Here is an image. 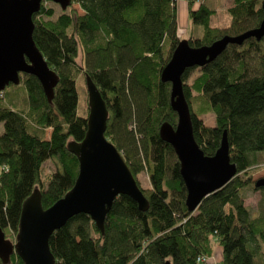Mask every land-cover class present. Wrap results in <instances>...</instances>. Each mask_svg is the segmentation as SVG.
Returning a JSON list of instances; mask_svg holds the SVG:
<instances>
[{"label":"trees","instance_id":"16d2710c","mask_svg":"<svg viewBox=\"0 0 264 264\" xmlns=\"http://www.w3.org/2000/svg\"><path fill=\"white\" fill-rule=\"evenodd\" d=\"M193 1L188 2V15L203 33L186 39L191 47L255 29L263 18L260 0H232L229 26L211 28L214 12L203 4L193 8ZM71 3L83 14L71 11L45 22L41 16L51 18L54 12L41 5L32 16L33 41L59 78L51 104L31 75H23L17 86L10 85L13 92L8 99L5 91L0 96L3 233L17 232L22 203L35 188L47 209L75 182L78 162L66 146L80 142L86 132V117L76 113V76L81 74L84 80L85 76L91 79L105 102V137L135 179L146 170L149 187L142 189L136 181L149 207L141 211L131 198L117 196L105 218L103 235L87 215L72 217L49 238L55 264H210L213 243L221 247V264H264V256L260 257L264 209L251 218L243 194L254 184L249 170L259 163L257 155H264V36L260 41L250 38L241 45H228L214 61L199 68L190 84L186 80L193 68L182 75L195 142L204 155L213 156L226 131L230 159L236 165V175L189 212L178 160L158 135L163 122L173 127L177 122L169 104L170 85L160 81L161 70L182 40L176 0ZM19 90L26 99L23 109L12 104ZM206 115L212 116V125L203 122ZM47 129L51 133L45 139ZM47 161L55 169L44 185L41 170ZM201 256L206 262H197ZM9 264L22 262L13 254Z\"/></svg>","mask_w":264,"mask_h":264},{"label":"water","instance_id":"95a60500","mask_svg":"<svg viewBox=\"0 0 264 264\" xmlns=\"http://www.w3.org/2000/svg\"><path fill=\"white\" fill-rule=\"evenodd\" d=\"M43 2L57 4L62 11L71 0H0V95L10 85L20 84L23 75L35 77L51 104L59 78L37 49L32 33V16ZM263 18L259 26L237 36H223L210 45L191 47L181 40L160 72L161 83H169V104L177 116L175 127L163 122L160 139L171 146L178 160L179 173L186 191L184 204L194 212L208 195L225 186L235 175L226 131L213 156H206L195 142L191 114L183 94L182 75L189 68H202L214 61L230 44L241 45L250 38L264 36ZM88 115L86 132L80 142L70 141L67 150L78 162V174L72 188L47 209L41 205V193L35 188L22 203L15 242L5 238L0 228V261L9 264L15 254L22 264H55L49 238L72 217L84 214L103 235L105 218L117 196L131 198L141 211L149 203L140 190L122 155L105 137L108 111L97 87L85 76ZM264 188V178L253 184ZM169 264V262H166Z\"/></svg>","mask_w":264,"mask_h":264},{"label":"rangeland","instance_id":"374dc122","mask_svg":"<svg viewBox=\"0 0 264 264\" xmlns=\"http://www.w3.org/2000/svg\"><path fill=\"white\" fill-rule=\"evenodd\" d=\"M261 1L259 5H261ZM188 2L189 0H176V7H177V26H178V36L182 40H186L188 37L193 38H200L203 33V28L199 25H195L191 22L189 15H188ZM203 4L207 6L210 10L214 12V14L210 17L209 20V27L216 28H227L230 24V15L228 13V9L232 5V0H194L193 6L196 9V6ZM44 6L47 8H51L54 12L53 17L46 18L44 16H41V19L45 22H54L61 14H69L71 11H74L76 15H82L83 12L79 9V7L75 4H72L67 8L66 10L62 11L60 7L57 4H54L52 2H43ZM77 66L80 67L82 65V50L79 49L78 57H77ZM199 75V67H194L189 74V77L186 80V83L190 84L197 76ZM17 90V89H15ZM5 94L8 99V95L13 92V86H9L5 88ZM3 91V92H4ZM76 92H77V109L76 113L79 117H86L88 115V105H87V93H86V86H85V80L84 76L77 75L76 76ZM2 95V93H1ZM0 95V96H1ZM18 100L13 101L12 104L14 108L23 109L26 108V102L25 97L21 90L18 91L17 94ZM202 120L207 125L213 124V118L211 115L202 116ZM2 132V127L0 124V134ZM51 130L47 129L44 132L45 139H48L50 136ZM257 160L259 161L258 164L251 167L249 170V174L251 176L252 183L255 182L258 179L264 178V155H257ZM54 165L52 162L47 161L43 164L42 170H41V179L44 183V185L48 184V179L51 173L54 171ZM136 180L138 181L140 188L147 189L149 187V180L147 176L146 170H143L141 173H139L136 177ZM243 194L245 195L244 204L248 207L250 211L251 218L257 216L259 213V210L261 208L264 209V191H257L254 189L253 185L247 186L243 190ZM5 238L10 240L11 242H15V235L10 234L9 232L5 234ZM214 246V254L210 259V264H221V247L217 243H213ZM260 249V257L264 256V244H261ZM263 252H262V251ZM209 264V263H207Z\"/></svg>","mask_w":264,"mask_h":264},{"label":"built area","instance_id":"2783aa9c","mask_svg":"<svg viewBox=\"0 0 264 264\" xmlns=\"http://www.w3.org/2000/svg\"><path fill=\"white\" fill-rule=\"evenodd\" d=\"M206 260H207L206 257L201 256V257L198 258V261L197 262L204 263V262H206Z\"/></svg>","mask_w":264,"mask_h":264},{"label":"crops","instance_id":"0c3cea01","mask_svg":"<svg viewBox=\"0 0 264 264\" xmlns=\"http://www.w3.org/2000/svg\"><path fill=\"white\" fill-rule=\"evenodd\" d=\"M193 8H195V7H193ZM49 138V137H48Z\"/></svg>","mask_w":264,"mask_h":264}]
</instances>
